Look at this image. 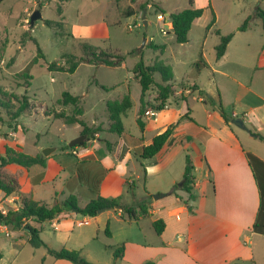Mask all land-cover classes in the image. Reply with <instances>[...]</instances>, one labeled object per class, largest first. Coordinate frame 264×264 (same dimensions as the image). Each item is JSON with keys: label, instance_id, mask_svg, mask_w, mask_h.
I'll return each instance as SVG.
<instances>
[{"label": "crops", "instance_id": "crops-1", "mask_svg": "<svg viewBox=\"0 0 264 264\" xmlns=\"http://www.w3.org/2000/svg\"><path fill=\"white\" fill-rule=\"evenodd\" d=\"M230 1L232 5L243 4L245 7L242 6L236 13L229 9L225 29L215 28L220 23L215 0H210L211 10L207 8L209 0L196 6L193 3L194 8L204 9L202 17L206 13L210 14V22L214 15V23L205 29L203 45L211 31L215 35L217 31L220 35L233 34L224 55L217 60L215 52L210 60L202 51L200 55L205 62L200 59L202 65L198 66V71L192 70L188 80L178 85L172 79L174 91L170 98L174 102L168 98L165 105L157 110L155 119L144 117V113L139 114L141 95L138 107L132 104L130 97L131 107L122 114L121 122L132 108L134 122L138 125L137 119L140 118L143 128L138 125L140 132L131 133L123 127L121 134L115 133L116 138L106 141L103 161L96 148L100 141L98 132L93 137L86 135L88 141L83 146H76L72 151L66 150V155L76 156L78 162L75 166L63 158L54 161L51 154L47 157L45 167L34 165L24 168L16 164L5 167L7 174L17 178L21 192L31 193L34 200L50 207L48 200L59 202V198L63 202L71 195L75 196L80 207H84L98 195L121 198L125 193V186L127 195H131V202L121 201L124 206L151 197L148 215L137 221L129 220L117 208L104 210L95 217L64 211L42 224L29 220L28 223L41 227L40 234L43 239L47 238V243L43 242L48 248L82 252L90 243L99 240L102 231L112 244L105 247L124 246L123 254L116 260L113 259L114 264L125 261L130 264H143L147 261L154 264H260L259 260L263 259L264 254V234L255 232L253 225L258 218L261 199L247 153H252L263 162L264 158L244 146L242 137L246 139L248 146L252 145L249 141H253V137L248 135L250 131L247 133L244 129V135L238 134L233 129L231 120L239 119L245 126V119L251 115L254 126L262 130L260 125H264V32L262 20L256 15L258 9L264 12V0H251L250 3L246 0ZM248 17L252 18L250 27L244 32H237L236 29ZM201 18L194 23H199ZM163 23L167 31H172L168 18ZM202 27L205 28L206 24ZM253 27L258 29L259 34H248ZM217 37L214 48L219 43V36ZM202 72L208 73L206 85L198 81ZM129 79L137 82L133 75ZM192 86L197 89L192 90ZM148 91L144 96L145 110L149 107L156 109L157 90L152 94ZM214 91L219 92V104L223 100L226 103L233 102L236 108H240V111L233 109L231 115H227L230 117L229 123L225 122L217 109L212 111L206 107L205 94L213 98L211 93ZM121 100L110 101L108 104ZM82 101L81 98L80 107L83 106ZM78 118L86 123L82 114ZM95 124H98L97 121ZM170 126H174L172 133L162 149L154 157L142 159V147L150 145L156 136ZM108 127L109 123L102 129L107 130ZM1 141L0 157L5 153V147H9L8 140ZM18 152H22V149L19 148ZM186 156L193 168V200L182 190L172 193L173 187L182 181ZM85 165L88 167L85 168ZM95 165L102 167L105 172L93 171ZM89 167L93 170H89ZM96 174L101 176L94 180L95 184H91ZM141 178L142 184H136ZM49 183L52 186L48 193L42 187ZM69 185L80 189L70 190ZM24 187L27 188L26 191ZM157 194L166 196L154 200L152 196ZM42 195H48V199ZM80 197L85 198L81 203L78 199ZM20 206L17 195L5 197L0 191L1 208L7 211ZM258 219L264 224V209ZM156 220L164 223V230L159 235L153 228ZM81 222L83 223L80 225ZM107 225L110 235L104 232ZM46 226L55 233L53 237L47 234ZM4 237L13 239L9 246L28 244V234L24 230H10V235ZM0 253L2 261L4 253L1 246ZM50 264L72 263L54 259Z\"/></svg>", "mask_w": 264, "mask_h": 264}, {"label": "rangeland", "instance_id": "rangeland-1", "mask_svg": "<svg viewBox=\"0 0 264 264\" xmlns=\"http://www.w3.org/2000/svg\"><path fill=\"white\" fill-rule=\"evenodd\" d=\"M189 1L68 0L60 2L59 0H0V96L3 99H10L15 106L14 110L19 105L22 96L27 97L29 104L28 109L16 120H11L6 111L0 108L2 120L0 122V142H2L1 140H8L7 144L11 149L18 152L21 148L22 152L28 156L42 155L44 149L55 148L56 151L51 153L53 155L51 158L54 161L63 158L75 166L78 162L76 156L66 155L65 152L69 142L81 136L82 127L71 118L58 119L54 117V113L79 117L74 106L61 104L59 100L62 93L68 92L72 96L82 98L83 106L80 107L79 105V108L84 110L83 119L90 128L102 129L109 123L108 103L110 101L122 99L129 91L132 104L139 106L141 87L134 80H130L129 76L132 77V69L140 61L145 66H152L156 62L169 66L173 74V83L178 85L182 81L188 80V75L192 70L198 71V66L202 65L200 59L205 62L200 55L202 51L208 59H213L214 45L218 39L214 31L209 32L210 35L207 36V41L203 45L206 36L205 29H208L210 22L209 13H206L199 23L192 25L188 33L189 41L185 44L176 43L173 32L167 31L163 21L157 18L159 14L164 16L189 8ZM204 1L192 0L195 6L204 3ZM246 1L250 3L251 0ZM60 3L62 5L61 14L58 12ZM231 3L230 0H215L220 17V23L215 27L216 29L220 27L225 29L229 9L236 13V10L244 6L243 4L232 5ZM144 10L145 13H143ZM35 11L40 12L41 19L37 20L31 27L30 16ZM128 15L130 16L127 17ZM45 20L63 21L64 25L62 27L47 26L44 24ZM165 20H167L166 17ZM144 21L147 22V26L144 25ZM204 24H206L205 28L202 27ZM25 34H29L37 41L43 54V58L39 59L38 63L30 69L32 79L29 87L24 80H19L15 76L16 73L25 69L36 56L35 44L28 39L23 41ZM248 34L257 35L259 31L253 27ZM83 44L101 49H117L125 56V60L119 67L96 66L83 61L79 63L74 73L49 71L47 69L48 64H64L62 56L65 54L73 55L77 59L83 58L85 56L82 49ZM153 46H165V48L161 51ZM132 50H141V54L139 56L128 55ZM65 66L67 65L65 64ZM207 79L208 73L202 72L198 81L202 85H206ZM154 80L153 89L148 91L150 94L155 92L157 85L161 83L159 74H155ZM218 94L219 92H212L213 98H209L205 94L206 107L212 111L219 106ZM13 96L19 100L12 99ZM171 102L174 101L171 99ZM221 105L226 115H231L233 109L240 111V108H236V104L233 102L226 103L222 100ZM95 121H97V125ZM253 122L251 115H248V119H245V128L247 133L250 131L248 135L253 137V141H249L252 145L248 146L244 137H242V141L245 147H249L250 150L264 158V141L258 137L264 138V125H260L262 126L261 130L254 126ZM122 125L131 133L140 132L139 126L133 120L132 108L127 112L126 117L122 118ZM232 127L238 134H245L243 129L235 125ZM99 135L100 141L97 142L96 148L102 160L105 155L106 141H112L117 136L105 129L100 130ZM91 136L93 137V135ZM1 155L4 156L3 153ZM84 167L87 168L88 166L85 165ZM88 169L93 170L91 167ZM97 170L104 169L95 165L93 171L96 172ZM72 171L75 173L74 169ZM98 176L100 177L101 174H96L90 183L95 184L94 180ZM142 181L141 178L136 181V184H142ZM58 185L60 186V183ZM51 186L52 184L49 183L42 188L49 193ZM68 188L70 190L80 189V187L72 188L70 185ZM26 190L27 188L24 187V191ZM124 191L126 194L123 193L121 201L130 204L131 195L130 197L127 195V186L124 187ZM67 195L66 193L65 196ZM42 197L48 199V195H42ZM78 199L79 203L85 200L84 197ZM57 201L59 202L48 200L47 203L51 206L61 205L62 202L59 198ZM45 229L47 234L53 237L55 233L50 231L47 226ZM100 235L99 240L90 243L81 254L84 259L93 264H97L94 261L114 264L112 252L117 246L105 247V245L112 244L104 237L102 231ZM40 238L47 243V238L44 240L41 234ZM12 240L5 238L2 234L0 235V246L4 253V258L0 264H50L54 260L47 255L46 248L34 249L29 244L9 246ZM262 258L259 260L260 264H264V254H262ZM121 264L130 263L125 261Z\"/></svg>", "mask_w": 264, "mask_h": 264}, {"label": "trees", "instance_id": "trees-1", "mask_svg": "<svg viewBox=\"0 0 264 264\" xmlns=\"http://www.w3.org/2000/svg\"><path fill=\"white\" fill-rule=\"evenodd\" d=\"M50 1V0H46ZM60 2L68 1V0H59ZM190 7L183 9L176 13H171L168 17L169 21L172 25V32L175 36V42L178 44H185L188 42V32L190 31L192 24L197 19L201 18L204 9L203 8H194L192 0L189 1ZM209 10H211V4L209 0V4L207 6ZM161 10V8H159ZM58 12L61 14L62 5L61 3L58 6ZM131 15V14H130ZM128 15L127 17H129ZM213 15V14H212ZM256 15L262 20V28L264 32V12L261 10H257ZM251 17H248L237 29V32H244L250 27ZM214 23V15L208 28ZM47 26H59L62 27L64 25L63 21L61 22H51L45 20L44 22ZM217 35L219 36V43L215 47L216 59L219 60L225 53L226 47L230 40L232 39L233 34L220 35L217 31ZM32 41L36 46V56L31 60V62L23 69L22 71L16 73V78L19 80H24L25 84L29 87L30 80L32 79L30 75V69L33 65L37 64L39 59L43 58V54L41 49L38 46V43L35 39H33L29 34H25L24 40ZM161 51L164 50L165 46H153ZM82 49L84 51V57L77 59L75 56L70 54H65L62 56L64 64L59 65L57 63H52L47 65V69L49 71H59L63 73H74L80 62H86L88 64L93 65H103L106 67H119L125 60V56L117 49H101L98 47H94L88 44H83ZM141 54V50H132L128 53L131 56H139ZM12 61V60H11ZM65 64L67 66H65ZM133 77L138 82L141 87V99H140V109L139 114L142 115L145 111L146 103L144 101V96L148 90L151 89L154 84V76L155 74H159L161 78V83L157 85V97L155 108L160 110L173 94L174 85L171 83L173 79L172 70L169 66H165L161 62H156L152 66H145L142 61L137 63L135 67L132 69ZM192 90H196V86L191 87ZM203 92H201L202 94ZM1 95V94H0ZM19 100L16 97H12V99ZM79 96H72L68 92H64L61 95V99L59 100L63 106L71 105L74 106L75 112L78 115L82 114V110L79 108L80 103ZM14 104L10 99H3L0 96V108L4 109L11 120H16L19 118L25 110L28 109L29 104L26 96L21 97V101L19 100V105L14 110ZM131 107L130 95H125L120 102H113L108 105L109 112V127L107 130L112 133L121 134L124 130L121 117L122 114L125 113ZM221 116L225 120L226 123L230 122V117H228L224 113V109L221 105L217 107ZM54 117L58 119H68L71 118L82 127L81 135H93L98 133L101 129L96 127L95 129L90 128L82 119L77 118L73 115L68 116L62 113H54ZM0 118V122H1ZM137 123L140 128H143V124L140 118L137 119ZM174 126H170L165 132L156 136L152 143L148 146H144L141 149L140 157L142 159H149L154 157L164 146L168 138L170 137ZM92 137V136H91ZM261 140L264 141V138L258 136ZM88 141L86 139L81 145L83 146L85 142ZM73 148L66 147V150H73ZM247 159L249 166L252 170L254 179L256 181L259 193H260V208L258 213L261 215V212L264 209V162L257 158L252 153H247ZM47 158L43 157V155L37 156H28L22 152H16L15 150L5 147L4 156L0 157V191L4 194L5 197L10 195H17L20 199L21 206L18 208H12L6 211L3 214L0 211V224L7 225L8 228L12 231L24 230L28 234L27 243L34 249L38 248H46L47 254L54 258L55 260H66L72 264H93L88 262L82 256V252L78 250H67L62 248L60 250H53L47 248L46 244L40 238L41 227H36L33 224L28 223L30 220L33 223L42 224L45 222H49L56 218L63 211H71L77 215H81L84 217H95L98 214V211L101 209H120L121 212L126 216L129 220L137 221L141 217H145L148 215L149 203L151 197L148 196L146 199H143L138 202H134L130 206H124L121 203V198H105L102 196H96L94 199L90 200L84 207H80L77 204V200L75 196H69L65 201L61 203V205L56 204L54 206H48L45 203L38 202L33 199L31 193H23L21 192L20 184L17 178L10 176L6 173L5 167L11 164H16L22 166L24 168H29L34 165H38L41 167L46 166ZM192 166L188 156L185 159V168L181 181V185H175L173 187L172 193L175 190H182L189 195V199L193 200L195 197L192 194V188L194 185V177L192 175ZM256 219L253 230L257 233L264 234V224L259 222V219ZM153 228L155 232L159 235L164 230V223L162 220H156L153 222ZM106 235H110V231L108 225L104 230ZM124 251V246H118L112 253L113 259L116 260L119 258ZM2 255L0 253V259ZM143 264H154L152 261L144 262Z\"/></svg>", "mask_w": 264, "mask_h": 264}, {"label": "water", "instance_id": "water-1", "mask_svg": "<svg viewBox=\"0 0 264 264\" xmlns=\"http://www.w3.org/2000/svg\"><path fill=\"white\" fill-rule=\"evenodd\" d=\"M143 13H145V10L143 11ZM165 16H166V18H168L169 17V14H165ZM143 18H144V15H143ZM39 19H41L40 12L39 11L33 12V14L30 16V26L31 27L34 26V23L37 20H39ZM144 25L147 26V22L146 21H144ZM231 123L233 125L241 128V129L246 130V128L243 125L242 121L239 120V119H233V120H231ZM85 140H86V135H81L80 137L75 138L71 142H69L68 147L69 148H73V147H76V146H80ZM54 151H55V148H46V149H44L42 151V155H43V157L47 158ZM179 185H181V184H179ZM164 196H166V194H157V195H153L152 197H153L154 200H157V199L163 198ZM104 210H106V209L99 210L98 211V214L101 213V212H103Z\"/></svg>", "mask_w": 264, "mask_h": 264}, {"label": "built area", "instance_id": "built-area-1", "mask_svg": "<svg viewBox=\"0 0 264 264\" xmlns=\"http://www.w3.org/2000/svg\"><path fill=\"white\" fill-rule=\"evenodd\" d=\"M157 18L160 20V21H164L165 20V17L161 14H159L157 16ZM129 29H130V26H129ZM157 109H154V108H148L144 111V117H147V118H153L155 119L157 117ZM0 211L5 214L6 213V210H4L3 208L0 207ZM83 222L79 223L80 225L82 224ZM4 235V236H9L10 235V230L8 228L7 225H4V224H0V235Z\"/></svg>", "mask_w": 264, "mask_h": 264}]
</instances>
